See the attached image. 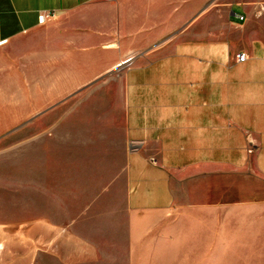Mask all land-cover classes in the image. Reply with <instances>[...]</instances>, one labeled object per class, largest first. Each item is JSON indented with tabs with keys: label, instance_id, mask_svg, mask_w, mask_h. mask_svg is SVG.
Returning <instances> with one entry per match:
<instances>
[{
	"label": "crops",
	"instance_id": "crops-1",
	"mask_svg": "<svg viewBox=\"0 0 264 264\" xmlns=\"http://www.w3.org/2000/svg\"><path fill=\"white\" fill-rule=\"evenodd\" d=\"M0 53L25 223L63 205L94 255L264 264V0H0Z\"/></svg>",
	"mask_w": 264,
	"mask_h": 264
},
{
	"label": "rangeland",
	"instance_id": "rangeland-1",
	"mask_svg": "<svg viewBox=\"0 0 264 264\" xmlns=\"http://www.w3.org/2000/svg\"><path fill=\"white\" fill-rule=\"evenodd\" d=\"M3 59L2 71L4 73L13 75L17 72L16 68L17 70L20 68V64L10 62L7 64L6 60L8 59L5 55ZM8 83L11 84L10 87L7 85L0 87V92L10 93L8 97H0V123L17 114V111L14 112L9 109H18L22 105L21 88L14 87L13 84L15 85L16 81L12 79ZM54 118L55 115L53 114L49 120ZM16 131H18L17 127H0V264H108L106 261L110 259L116 261L113 264H127V258L123 256L94 255L92 240L89 243L86 239H77V234L87 236L86 228H88L85 223H70V215L75 213L77 209L66 208L62 205L58 214L59 218H57L58 216L55 217L56 209L53 206H48L47 217L48 220H53L52 223L47 222L46 225L40 226L38 223L24 222L21 165L23 164L24 152L27 150L24 146L26 139H23L22 132ZM76 139L77 137H75V141ZM63 140L71 142L72 137L67 136ZM114 153L111 152L112 155ZM108 162H106L105 168H108L112 173L118 168L119 162L115 158ZM51 163L53 160L48 159L47 165L49 166ZM71 194H64V204H76L79 201L75 195L74 198L76 199H72ZM117 194L115 193L116 196ZM48 198L46 204L52 205L54 196ZM51 199L52 201H50ZM56 218L59 219V223H55ZM39 227H42L41 230ZM72 230L75 231L74 234L71 232ZM172 259V262L166 264H184L182 256H175Z\"/></svg>",
	"mask_w": 264,
	"mask_h": 264
},
{
	"label": "built area",
	"instance_id": "built-area-1",
	"mask_svg": "<svg viewBox=\"0 0 264 264\" xmlns=\"http://www.w3.org/2000/svg\"><path fill=\"white\" fill-rule=\"evenodd\" d=\"M240 19H242V17H240ZM236 58L238 61H245V59L247 58V55L244 53H238L236 55Z\"/></svg>",
	"mask_w": 264,
	"mask_h": 264
}]
</instances>
